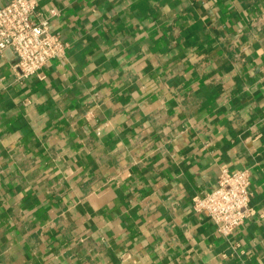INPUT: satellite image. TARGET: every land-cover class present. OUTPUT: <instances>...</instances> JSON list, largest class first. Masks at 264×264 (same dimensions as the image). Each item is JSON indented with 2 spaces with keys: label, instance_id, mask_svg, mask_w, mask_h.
Returning a JSON list of instances; mask_svg holds the SVG:
<instances>
[{
  "label": "crops",
  "instance_id": "1",
  "mask_svg": "<svg viewBox=\"0 0 264 264\" xmlns=\"http://www.w3.org/2000/svg\"><path fill=\"white\" fill-rule=\"evenodd\" d=\"M34 1L68 45L0 54V264H264V0ZM223 166L230 238L191 205Z\"/></svg>",
  "mask_w": 264,
  "mask_h": 264
},
{
  "label": "built area",
  "instance_id": "2",
  "mask_svg": "<svg viewBox=\"0 0 264 264\" xmlns=\"http://www.w3.org/2000/svg\"><path fill=\"white\" fill-rule=\"evenodd\" d=\"M51 14L56 11L51 10ZM38 15L34 0H9L0 6V54L12 52V67L19 80L41 75V68L50 59L63 57L68 45L58 31L50 29L49 18ZM251 23L257 33L264 29V17H255ZM95 133L100 134L98 127ZM250 183L247 168L231 170L223 166L214 189L192 197V208L205 214L220 235L230 238L255 213L250 205Z\"/></svg>",
  "mask_w": 264,
  "mask_h": 264
}]
</instances>
